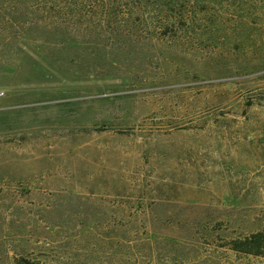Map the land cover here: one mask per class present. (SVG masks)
Wrapping results in <instances>:
<instances>
[{
  "label": "rangeland",
  "instance_id": "obj_1",
  "mask_svg": "<svg viewBox=\"0 0 264 264\" xmlns=\"http://www.w3.org/2000/svg\"><path fill=\"white\" fill-rule=\"evenodd\" d=\"M122 1L0 0V264H264V0Z\"/></svg>",
  "mask_w": 264,
  "mask_h": 264
},
{
  "label": "trees",
  "instance_id": "obj_2",
  "mask_svg": "<svg viewBox=\"0 0 264 264\" xmlns=\"http://www.w3.org/2000/svg\"><path fill=\"white\" fill-rule=\"evenodd\" d=\"M96 1L100 2L101 5V13L97 18V21L106 20L115 22V24L118 26H121L122 24H124V26H128L129 23L134 22L133 16L136 13H134L133 9L127 7V5H125L126 3L122 0H113V2L110 4H105L104 0H95V2ZM79 2L81 3L82 1ZM171 11L172 9L166 3H160V5L154 7L153 11L151 10L150 13L148 12V15L150 18L155 19L156 21H163L165 28H175L179 23L186 24L187 16L184 13L180 12L179 14L175 15ZM138 13L141 19L146 20V15L144 12L139 11ZM65 18H67V16ZM70 18H75V16L71 15ZM83 18L89 19L90 15H85ZM229 246L231 250L236 252H241L246 255L264 257V231L254 232L241 238L231 239Z\"/></svg>",
  "mask_w": 264,
  "mask_h": 264
}]
</instances>
